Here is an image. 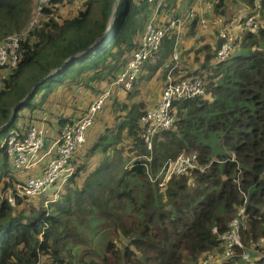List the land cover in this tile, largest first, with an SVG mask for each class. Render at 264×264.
I'll return each mask as SVG.
<instances>
[{
	"label": "trees",
	"instance_id": "trees-1",
	"mask_svg": "<svg viewBox=\"0 0 264 264\" xmlns=\"http://www.w3.org/2000/svg\"><path fill=\"white\" fill-rule=\"evenodd\" d=\"M66 1L71 2L51 0L38 22L27 30L35 0H0V39L26 31L16 49L17 64L0 88V126L10 118L12 107L27 95L15 109L10 125L0 132L10 127L24 134L31 125L43 121L45 112L52 113L48 99L66 80L71 90L81 87L83 79L106 76L99 92L72 99L86 98L87 105L69 117L61 115L59 127L81 117L125 68L152 17L158 28L169 27L172 16L184 20L176 46L184 57L191 53L198 62L202 54L203 59L198 69L189 64L182 74L181 62L173 75L178 78L172 77L177 81L203 77L202 72H206L205 93L173 103V124L155 134L151 150L141 139L140 118L153 105L146 109L143 101L124 103L125 113H113L110 125L92 146L87 149V141L73 155L70 162L75 172L55 201L46 203L48 195L44 194V202L29 200L36 196L18 197L11 206L0 195V264H200L204 254L221 250L220 236L242 208L239 242L232 256L218 264H264V242L253 246L264 237V0H213L214 15L223 22L210 28L209 36H214L211 43L205 42L199 19H185L196 0H184L182 8L180 0H163L160 5L158 0H118L112 20L115 0H81L73 14L64 17L55 13ZM240 9L246 14L237 22V35L227 20L237 18ZM250 16L260 22L255 29L244 26ZM221 27L232 31L240 46L227 59L216 62ZM176 32L175 27L168 29L153 57H162L168 66L173 63L169 54ZM153 58L142 64L148 73L140 75L141 68L131 90L110 89L93 125L113 96L116 102L138 90L154 94L156 87L147 85L162 63L156 60L153 64ZM162 78L163 88L165 71ZM27 113L29 117H25ZM24 117L29 124L25 129L17 128ZM112 127L115 129L110 130ZM182 152H195L200 169L174 176L165 187H158L150 176ZM98 153L95 167L75 178L82 170L81 157L87 163ZM9 165L5 147L0 145L1 192L26 176L16 177L18 172L11 165L8 170ZM98 236L103 237L102 244H98Z\"/></svg>",
	"mask_w": 264,
	"mask_h": 264
},
{
	"label": "built area",
	"instance_id": "built-area-1",
	"mask_svg": "<svg viewBox=\"0 0 264 264\" xmlns=\"http://www.w3.org/2000/svg\"><path fill=\"white\" fill-rule=\"evenodd\" d=\"M50 1L35 0L27 30L38 22L42 11L48 6ZM147 1L153 2L157 0ZM162 1L158 0V5ZM210 8L211 5L208 6V9ZM193 17L194 14L190 12L185 19ZM183 22L184 20L181 18H172L169 22V27L158 28L155 27L152 17L144 26L139 40V47L127 61L125 68L103 92L94 98L81 117L67 121L61 127L50 145L46 142L49 127L45 122V113L42 116L43 121H38L31 125L24 134L13 129L7 133L1 145L5 147L10 165L14 171L26 175L23 181L14 183L3 192L0 189V195L7 200L9 205L15 206L16 198L18 197H34L47 194L46 203L59 198L68 179L75 172V167L70 160L85 144L86 132L93 125L97 113L101 110L110 94V89L112 87H122L125 90H131L134 80L140 73L142 64L153 58L159 51L161 41L168 29ZM222 22V19L218 17L211 20L200 18V23L203 26L209 24L219 25ZM259 24L260 22L254 16H250L245 20L244 26L255 29ZM25 32L13 33L0 40V88L4 87L8 72L17 64L18 55L16 49L19 40ZM219 38L222 42L217 51L216 62L227 59L240 46L232 31H229L226 27L219 29ZM173 57H177L176 44L173 48ZM205 88L206 81L203 77L192 76L175 81L172 75L167 74L159 99L140 118V136L148 150H151L155 134L172 126L174 121L171 109L173 103L182 99L202 96L205 93ZM194 169H200L197 154L195 152H182L176 157L166 160L160 170L150 176V179L157 182L159 187H165L172 177L191 174ZM35 171L37 172L35 173ZM235 182L238 184L237 180ZM243 211L244 208H242L238 217L228 223L227 231L220 236L222 245L220 251H222L221 259L223 260L232 256V249L240 239V228L244 218ZM263 242L264 237L253 243V246H260ZM213 253L214 251L204 254L200 258L199 263L218 264L219 258ZM242 256L247 258L248 253L243 251Z\"/></svg>",
	"mask_w": 264,
	"mask_h": 264
},
{
	"label": "rangeland",
	"instance_id": "rangeland-1",
	"mask_svg": "<svg viewBox=\"0 0 264 264\" xmlns=\"http://www.w3.org/2000/svg\"><path fill=\"white\" fill-rule=\"evenodd\" d=\"M213 0H196V2L192 5V7H191V9L190 10H194L195 11V13H199V11H200V9H199V7H202L205 3H209V4H211L212 5V10H213V8H214V6H213ZM80 4H81V0H71V2L70 3H68L67 1L65 2V3H63L62 5H59V6H57L56 8H55V13H58V15H62V16H64V17H67L69 14H73L74 13V9H78V7H80ZM178 6L179 7H184L185 6V1L184 0H180L179 1V4H178ZM189 10V11H190ZM246 14V11L244 10V9H240L239 10V13H238V17L237 18H232V19H229V20H227V23H230V29H233V31L238 35L240 32H238V24H237V22L244 16ZM221 18V17H220ZM213 19V18H212ZM222 19V18H221ZM222 21H223V19H222ZM9 35H11V34H9ZM8 36V35H7ZM6 36V37H7ZM3 38H5V37H3ZM3 38H1L0 40H2ZM179 42H180V39L178 40V42H177V45H179ZM171 56V58L173 57V55H172V52L169 54V57ZM154 59V58H153ZM156 60H159V63H162V65L160 66V69L158 70V73L162 76V73H163V71H164V69H165V66L167 65L166 63H164L163 64V58L162 57H160V58H155L154 60H153V64H156ZM172 60H173V63L172 64H174V63H176L177 61V68L176 69H178L179 68V66H180V63L181 62H183L184 64L183 65H189L190 63L188 62V60H187V58L186 57H184L183 56V52L181 51V50H178V57L176 58V59H174V58H172ZM152 61L150 60V62L149 63H151ZM119 66H120V64H119ZM171 66V65H170ZM170 66H168L167 65V67H170ZM119 68V67H118ZM144 68V67H143ZM202 74H203V77H204V75L206 74L207 75V73L205 72H202ZM145 75V74H144ZM106 79H107V77L105 76V77H99V78H97V79H94V80H90V81H88L87 79H83L82 81V83L83 84H81V87H74L73 89H68L67 88V86L63 89V90H61L60 92L61 93H65V95L67 94V95H71V93L72 92H74V91H83L85 94H86V96H92V95H94V94H96L97 92H99V90H100V88H102L103 87V85H104V83H105V81H106ZM87 81V82H86ZM92 82H94V83H92ZM163 83H161V85H162ZM82 85H83V87H82ZM114 94V93H113ZM73 95V94H72ZM155 95V93L154 94H152V93H148V95H147V91L145 90V91H142V90H138L136 93H134V94H130L129 95V98L128 99H122V98H118V99H116V102H113V100H114V96L110 99V101L111 102H109L108 101V103H107V106L105 107V109L103 110V112H102V114H101V116H100V119L97 121V123L89 130V133H88V135H87V141L89 142L88 144H87V149H89L91 146H92V143L94 142V141H96L97 140V138H98V136H100L101 134H103V132H104V127L105 126H109L110 125V123H111V121H112V116H113V113L114 114H119V115H121V114H124L125 113V108L124 107H121L124 103L126 104V105H129L130 103H132V102H142L143 104H144V107L147 109V107H148V105H146V99L148 98V97H150L148 100H147V103H148V101H150L151 100V98L153 97ZM74 96V98H72V99H79L80 97H82V96H77V95H73ZM83 100H85L86 101V98H82L81 99V101H83ZM81 101H79V100H76V101H74V103H78L79 105H82L84 102H81ZM116 104V105H115ZM113 107H115V109H113ZM25 113V112H24ZM10 128V127H9ZM9 128H6L4 131H1L0 132V145L2 144V142H3V139H4V137L7 135V133L10 131L9 130ZM113 129H115L114 127H112L110 130H113ZM124 140H126V137L124 136V139H123V141ZM122 141V142H123ZM53 142V139L48 143V145H50L51 143ZM98 158H99V153H98V155H96V156H94L93 155V157H90V159L88 160L87 159V163L85 162V159L86 158H84V156L83 157H81V159H80V162H79V164H81L82 165V170H81V172L78 174V175H76L75 176V178H78L79 177V175L80 174H82L83 172H85V171H89L90 169H93L94 167H95V165L97 164L96 162H97V160H98ZM92 159H95V160H92ZM97 159V160H96ZM85 162V163H84ZM86 164H87V168L86 169H84V167L86 166ZM8 168V170L10 169L11 170V167H10V165L7 167ZM160 170V169H159ZM158 170V171H159ZM158 171H156L154 174H156ZM189 175V174H188ZM78 181H79V179H78ZM159 187V186H158ZM160 188H163V187H160ZM44 196V195H43ZM45 197H47V196H45ZM29 200H31L33 203H40L42 200H43V202H44V198H42V195H40V196H36V197H34V198H31V199H29ZM93 232V227L90 229V233H92ZM98 238V244H102V242H103V237L102 236H98L97 237ZM239 242V241H238ZM220 248H222V245L220 244V246H219ZM221 252L222 251H220L219 249L218 250H216V251H214V255H216L218 258H219V262L218 263H220L221 261H223V259H221ZM252 253V252H251ZM251 255V254H250ZM46 258V257H45Z\"/></svg>",
	"mask_w": 264,
	"mask_h": 264
},
{
	"label": "crops",
	"instance_id": "crops-1",
	"mask_svg": "<svg viewBox=\"0 0 264 264\" xmlns=\"http://www.w3.org/2000/svg\"><path fill=\"white\" fill-rule=\"evenodd\" d=\"M209 5H211V4L205 3L202 7H199L200 11H199L198 14L195 13L194 10H190L188 13L192 12L194 14V17L190 18V19L197 18V19H199L198 21L200 23V18H202V17L207 19V20H211L212 18L214 19L215 17L220 18L219 16L214 15V8L212 10V5H211V8L208 9ZM172 18H179V17L178 16H172L170 18V21H171ZM181 25L182 24H179L178 26H175V28L178 29V32H176L177 35H176V38H175L174 45L175 44L177 45L178 40L182 37L181 35L183 33L181 34V29L179 31V28L181 27ZM200 25H201V28H202V32L206 33L205 37H207V39H205V42L211 43L212 41H214V36H209V35H212L209 32V30L214 25L209 24L207 26H203L201 23H200ZM228 25L230 26V23H228ZM216 27L218 28L219 25H217ZM197 42L200 44V41H197ZM191 44L195 45L196 42L191 41ZM173 48H174V46H173ZM173 48H172V51H171L172 55H173ZM176 51H177V57H178V47L177 46H176ZM189 56L191 57L190 60H189ZM185 57L190 62L191 66H192V69H196L198 67V64L201 63V61L203 59L202 54L198 55V57H199V61L198 62L193 61L191 53H188L187 56H185ZM172 58H174V57H172ZM176 58H174V59H176ZM177 62L172 64L170 67H167V66L165 67V69H164L165 78H166L167 74H170L172 76L174 74H176L175 71H176V68H177ZM187 67H188V65H183L182 68H181V72L179 71V73H181V74L185 73L187 71ZM147 73H148L147 70L142 68L140 75H144V74H147ZM173 77L174 78H178V77H175V76H173ZM164 81L165 80L162 78V76L157 71L156 74L154 75V78L148 82L147 87L154 86V87H156V89L154 91L155 96H153L151 98V100L148 102V104H147L148 107L147 108H149L152 105H154L155 102L158 100L159 95L161 93V88H162V85H163V84L161 85V83H164ZM92 83H94V82H92ZM140 83L143 84L144 80L141 81ZM68 84L69 83L66 80L63 84L59 85V87L55 90V92L48 99V103L47 104H51L52 103V106H51V109H50L52 111V113H46L45 112L46 113L45 114V122H46L47 126L49 127L48 136L46 138V142L47 143H49L56 136V134L59 132V130L61 129L62 126L59 127V125H60L59 124V117L60 118L63 117L61 115H64V118L65 117H69V115H73V114L78 113L80 110H82L87 105L86 102H84V101H83L84 103L82 105H79V104L75 105V103L72 101V94L80 95V94L84 93L83 91H74V92L71 93V95H67V94L65 95V93H61L60 92ZM24 112H22V114ZM29 116H30L29 113H27V115L25 117H29ZM25 117L23 119L19 120L17 128L25 129V127L29 124V121ZM34 117H36L35 113L33 114V116L31 115V119L30 120H32ZM86 142H87V136H86ZM36 172L37 171H35V173ZM15 176L18 177V178H20V177L22 178L25 175L21 174V173H17Z\"/></svg>",
	"mask_w": 264,
	"mask_h": 264
},
{
	"label": "water",
	"instance_id": "water-1",
	"mask_svg": "<svg viewBox=\"0 0 264 264\" xmlns=\"http://www.w3.org/2000/svg\"><path fill=\"white\" fill-rule=\"evenodd\" d=\"M117 5H118V0H115V1H114V4H113V7H112V16H111V20H112L113 17L115 16L116 9H117ZM110 22H111V21H110ZM96 44H97V42H96L94 45H92L91 47H89L87 50H88V51L92 50V49L96 46ZM57 70H58V69H57ZM57 70H55V71H57ZM53 73H54V71H52L47 77L51 76ZM45 80H46V78H44V79H42L41 81H39V83L41 84V83H43ZM26 97H27V95H26L22 100H20L18 103H16V104L12 107V114H11L10 118L8 119V121H7L6 123H4V124H2V125L0 126V130L3 129V128H5V127H8V126L10 125V123L12 122V120H13V118H14V112H15V109H16L18 106H20V105L24 102V100L26 99Z\"/></svg>",
	"mask_w": 264,
	"mask_h": 264
}]
</instances>
